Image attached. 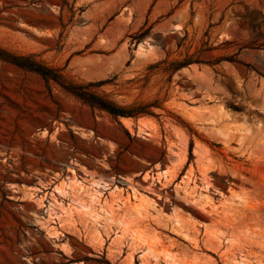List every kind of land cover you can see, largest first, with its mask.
<instances>
[{
  "label": "rangeland",
  "instance_id": "rangeland-1",
  "mask_svg": "<svg viewBox=\"0 0 264 264\" xmlns=\"http://www.w3.org/2000/svg\"><path fill=\"white\" fill-rule=\"evenodd\" d=\"M158 242L264 264V0H0V264Z\"/></svg>",
  "mask_w": 264,
  "mask_h": 264
},
{
  "label": "bare ground",
  "instance_id": "bare-ground-1",
  "mask_svg": "<svg viewBox=\"0 0 264 264\" xmlns=\"http://www.w3.org/2000/svg\"><path fill=\"white\" fill-rule=\"evenodd\" d=\"M156 194L158 196H162V193L161 192L156 191ZM73 195L76 196L75 194H73ZM73 195L70 196L72 198L71 201L74 200L75 202H79L75 198H73L74 197ZM77 198H79V196ZM75 202H74V204H76ZM80 203H78V204H80ZM84 204L86 205V203H84ZM88 205L86 206V209L88 208ZM75 208H74V210H75ZM86 209H85V211H86ZM80 210H82V209H80ZM87 210H89V209H87ZM201 210H202V214L204 215L205 219L209 220L212 223V226H213L217 222V219L215 218V216L217 215V209H216V207L214 205H212L209 208L202 207ZM89 214L91 215V212ZM110 215H111V213H110ZM120 224H122L123 228H125V229H127V227H129L128 226L129 225L128 222H124L123 221ZM173 229L175 230L174 232L176 234L178 233L177 235L180 234L178 236V239L183 240L182 237H181V229H180V227L179 226H174ZM206 229L208 231H210L209 233H211V230H210L209 227L206 226ZM223 236L227 238L229 236V231L226 232V230H225V234L223 233ZM229 239H230V236H229ZM222 240H223V238H222ZM225 241H226V239H225ZM246 244H248V243H246ZM190 245H191L190 248H193L195 250H199V248H201V241L198 240V239H193L192 240V243ZM243 248H244V246H243ZM243 248H241V253H239L240 254L239 257L237 256V254H233L232 253L233 255L229 256L228 259H227V264H250L251 261L254 258H256L257 251H256V248H255V245L254 244L250 243L247 247H245L244 250H242ZM147 250H149V251L153 250L154 251L152 253L155 254V258H156L158 264H199V262H198L199 257L198 256H196V257L191 256L190 251H188V250H182V248H180V246L179 245H176L174 242H172L171 245H168V246L165 245L163 242H158L155 245L154 248L151 245H149V248ZM226 256H228V255H226ZM226 256H225V258H226Z\"/></svg>",
  "mask_w": 264,
  "mask_h": 264
}]
</instances>
